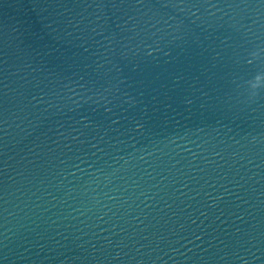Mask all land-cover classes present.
Returning <instances> with one entry per match:
<instances>
[{
  "label": "water",
  "instance_id": "water-1",
  "mask_svg": "<svg viewBox=\"0 0 264 264\" xmlns=\"http://www.w3.org/2000/svg\"><path fill=\"white\" fill-rule=\"evenodd\" d=\"M0 264H264V0H0Z\"/></svg>",
  "mask_w": 264,
  "mask_h": 264
}]
</instances>
